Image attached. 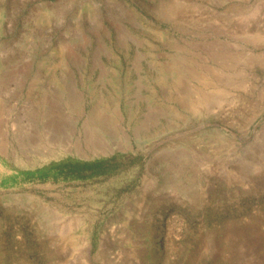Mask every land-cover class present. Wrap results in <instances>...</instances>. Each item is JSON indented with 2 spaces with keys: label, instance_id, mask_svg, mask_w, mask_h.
Here are the masks:
<instances>
[{
  "label": "rangeland",
  "instance_id": "rangeland-1",
  "mask_svg": "<svg viewBox=\"0 0 264 264\" xmlns=\"http://www.w3.org/2000/svg\"><path fill=\"white\" fill-rule=\"evenodd\" d=\"M0 264H264V0H0Z\"/></svg>",
  "mask_w": 264,
  "mask_h": 264
}]
</instances>
